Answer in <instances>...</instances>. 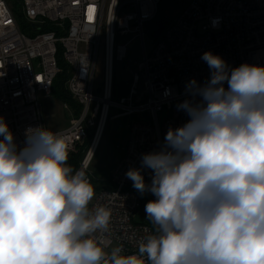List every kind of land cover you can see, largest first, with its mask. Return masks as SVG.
Listing matches in <instances>:
<instances>
[{
    "label": "clouds",
    "instance_id": "1",
    "mask_svg": "<svg viewBox=\"0 0 264 264\" xmlns=\"http://www.w3.org/2000/svg\"><path fill=\"white\" fill-rule=\"evenodd\" d=\"M201 59L210 78L190 80L177 105L189 120L126 172L155 197L135 254L92 238L111 210L89 208L95 190L62 135L30 127L21 147L0 117V264H264V66Z\"/></svg>",
    "mask_w": 264,
    "mask_h": 264
},
{
    "label": "built area",
    "instance_id": "2",
    "mask_svg": "<svg viewBox=\"0 0 264 264\" xmlns=\"http://www.w3.org/2000/svg\"><path fill=\"white\" fill-rule=\"evenodd\" d=\"M162 1L18 0L20 22L13 4L0 0V117L19 146L24 145L26 129L47 128L40 98L52 94L62 72L60 58L69 67L66 87L80 104L68 125L54 131L64 138L69 154L94 135L103 120L106 123L111 111L114 117L147 114L149 122L128 125L123 156L89 206L111 210L108 230L92 234L106 253L121 247V254H135L139 243L154 232L144 206L155 197L136 191L126 172L141 167L142 155L163 143L169 127L189 120L177 105L188 98L185 88L190 80L203 84L210 78L202 54L211 51L231 68L243 63L264 66V0H190L148 50L144 24L155 19ZM131 35L141 39L142 60L136 63L128 93L114 97V63L125 59L128 43L123 39ZM102 39L104 73L98 86ZM141 80L144 99L138 90ZM165 108L170 116L160 123L158 113ZM143 174L150 182V170Z\"/></svg>",
    "mask_w": 264,
    "mask_h": 264
},
{
    "label": "rangeland",
    "instance_id": "3",
    "mask_svg": "<svg viewBox=\"0 0 264 264\" xmlns=\"http://www.w3.org/2000/svg\"><path fill=\"white\" fill-rule=\"evenodd\" d=\"M14 8H20L18 0H10ZM190 2V0H163L159 5L158 14L154 20L148 21L144 24V40L148 50H151L152 45L158 40L154 36V31L159 23H163L166 26L174 22L179 16L184 7ZM201 29V24L199 32ZM202 33V32H201ZM123 42H127V55L124 60L117 61L114 63V82H113V96L120 97L128 93L130 89V81L133 77V72L137 71L136 63L142 60L143 50L141 46V39L133 38V36H127L123 39ZM104 73V39H102L101 46L98 54V66L96 81L98 86H102ZM58 89V86L56 87ZM139 95L144 99V85L141 80L138 86ZM41 105L47 109L44 115L45 125L49 129H55L58 127L56 121L68 120L70 122L72 115H77V106L74 102L71 106L68 104L66 111L64 107L66 102L60 101L54 95L41 96ZM63 102V103H62ZM42 107V108H43ZM112 114H116L113 110L111 115L107 119L104 130L97 147L94 158L90 162L89 166L85 169V174L90 183L92 184L95 195L90 204L93 203L98 192L102 187V183L107 180L112 174L113 170L121 160L125 148L128 143V125L137 122L145 121L149 122L146 113H138L131 116H117L114 117ZM170 116V111L164 109L158 113V119L160 123H163ZM96 134V133H95ZM95 134L93 137H95ZM92 137V140L94 138ZM93 143V141H92ZM92 146V144H91ZM90 146V148H91ZM89 148V150H90ZM89 152V151H88ZM88 154V153H87ZM89 204V206H90Z\"/></svg>",
    "mask_w": 264,
    "mask_h": 264
},
{
    "label": "trees",
    "instance_id": "4",
    "mask_svg": "<svg viewBox=\"0 0 264 264\" xmlns=\"http://www.w3.org/2000/svg\"><path fill=\"white\" fill-rule=\"evenodd\" d=\"M15 11H16V14L18 15L19 21L23 22L22 14L18 12V8H15ZM23 29L27 30V27H26L25 24H23ZM59 65H60V67L62 69V72L60 74H58V76L55 79L52 94H54L61 101L68 103L70 106L72 104H74V102H75V104L77 106V109H79V111H77L76 113H79L80 112V104H78L73 99L72 95L70 94V92L68 91V89L66 87V82H67V80L69 78V73H70L69 72V67L61 58L59 59ZM57 86H58V89H56ZM92 137H93V133L89 134L85 138L84 142L79 146L78 150L76 152H74V153H70L69 154V159H68L67 163L70 166H72V168L74 170H79L81 168L82 163H83V161H84V159H85V157H86V155H87V153L89 151V148H90V146L92 144V141H93ZM110 178H111V175L104 182L109 181Z\"/></svg>",
    "mask_w": 264,
    "mask_h": 264
},
{
    "label": "bare ground",
    "instance_id": "5",
    "mask_svg": "<svg viewBox=\"0 0 264 264\" xmlns=\"http://www.w3.org/2000/svg\"><path fill=\"white\" fill-rule=\"evenodd\" d=\"M108 88H109V86H108ZM110 88H112V85L110 86ZM104 125L105 124H104V120H103L101 125H100V127H99V130L95 134L92 146H91L88 154L86 155V157H85V159H84V161L82 163V166H81V168L79 170L85 171V169L89 166L90 162L94 158L95 153L97 151V147L99 145V142H100V139H101V136H102V133H103V130H104Z\"/></svg>",
    "mask_w": 264,
    "mask_h": 264
},
{
    "label": "crops",
    "instance_id": "6",
    "mask_svg": "<svg viewBox=\"0 0 264 264\" xmlns=\"http://www.w3.org/2000/svg\"><path fill=\"white\" fill-rule=\"evenodd\" d=\"M52 95H54V94H52ZM55 96V95H54ZM46 97H48V96H46ZM61 101V100H60ZM63 103V102H62ZM43 107V106H42ZM64 107V106H63ZM47 109L45 108V112H47L46 111ZM64 110L66 111V109L64 108ZM42 112H43V115H45V112H44V107L42 108ZM56 123L58 124V127H56L55 129H50V130H53V131H56V130H60V129H62V128H65L67 125H68V123H69V121L68 120H59V121H56ZM48 128V127H47ZM49 129V128H48Z\"/></svg>",
    "mask_w": 264,
    "mask_h": 264
},
{
    "label": "water",
    "instance_id": "7",
    "mask_svg": "<svg viewBox=\"0 0 264 264\" xmlns=\"http://www.w3.org/2000/svg\"><path fill=\"white\" fill-rule=\"evenodd\" d=\"M164 27H165V24L159 23L157 29L154 31V36L159 37Z\"/></svg>",
    "mask_w": 264,
    "mask_h": 264
}]
</instances>
